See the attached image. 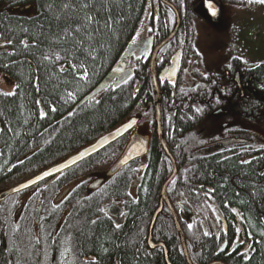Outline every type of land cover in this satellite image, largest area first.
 I'll return each instance as SVG.
<instances>
[{
	"label": "flooded vegetation",
	"instance_id": "obj_1",
	"mask_svg": "<svg viewBox=\"0 0 264 264\" xmlns=\"http://www.w3.org/2000/svg\"><path fill=\"white\" fill-rule=\"evenodd\" d=\"M150 1L151 19L146 37L152 39L153 46L149 53L145 51L140 54L136 51L130 58V65L134 66V75L138 73L139 76L138 86L142 84L146 71L148 79H151L153 53L170 35L176 22L167 7L169 1ZM214 1L219 5L229 4L224 0ZM5 2L6 0H0V19L3 17L4 9L9 12L14 5L27 7L28 15L34 10V4L31 2L17 0V3L8 9ZM193 4L203 6V0H193ZM178 13L181 21L178 30L189 23V35H183L181 45L178 47L177 44H170L171 41L167 42V45L156 53L153 64L159 88L166 95L165 105L161 107L166 148L172 152H180V169L177 168L175 178L180 179L179 189L182 194L178 198L172 196V193L169 194L172 181L167 187V196L179 219L187 255L183 252L167 200L160 199L164 183L158 192L157 188L153 190L152 196L148 191L156 172L153 167L150 169L151 164L149 167L147 158L152 151L154 133L156 138L158 134L156 125L151 120L141 117L137 127L99 152L5 199H0V264H46L42 260V253H47L50 248L49 258L53 255L54 248L59 250L58 252H64L62 248H68L70 249L68 264L95 263L96 256L80 250L83 247L76 246V236L82 233L88 235L90 227L103 224L109 225L119 237L129 235L131 230L136 231L135 257L153 261V264H175L171 260V247L167 245L166 231L171 222L179 242V253L183 259L181 264L248 262L255 252L264 251V211L256 212V218L253 219L240 207V203L231 202L229 196L221 197L217 193V188L224 186V178L210 167L206 173L205 167L206 161L211 162V167L214 168L219 162L236 158L243 162L254 160L255 176L250 178L258 182V185L264 184L263 70L256 69L260 64L252 66L242 56L236 54H232L228 60H223L221 65L208 68L204 62L206 49L199 48L194 41L195 22L199 15L195 12L196 17L191 22L192 20L185 21L186 18L182 14L187 13L186 10ZM16 48L17 46L0 36V98L3 102L15 101L18 105L28 100V106L34 111L32 117L35 120L26 123L30 127H25L24 131L20 132L16 129V122L0 110V194L37 176L78 151L44 166L45 149L42 140L45 136L49 139L54 125L68 117L66 114L60 118L57 108L51 104L48 107L42 104V94L37 80L33 81L32 88L24 85L25 59L18 54ZM177 53L178 73L176 79H173L169 68L173 55ZM166 68L167 79L162 81L159 74ZM66 71L68 68L62 66L60 72ZM140 76L143 78L140 79ZM174 94L180 97L178 102L181 106L180 115L171 106L173 101L170 98ZM76 104L77 102L74 107ZM48 111L55 115L52 116ZM133 115H138V111ZM178 126L180 127L177 129ZM136 133L148 140L147 154L113 173L110 172ZM122 139H126L127 143L123 150H120ZM228 139L238 141L229 144L222 142ZM157 140L160 146V159L167 160L165 161L167 180L172 173V163L163 152L159 138ZM115 151H119V154L114 162L105 169L104 167L101 170L97 169V173L106 170L105 173L92 180L88 179V174L84 170L90 163L97 158L105 161L106 156ZM172 152L170 153L173 156ZM261 156L263 158L257 162ZM174 160L177 166L176 158ZM159 169L161 166L157 168L158 171ZM130 171L134 177L132 180L120 179L125 172ZM146 200L149 202L146 203ZM252 201L257 202L255 199ZM259 202H262V199H259ZM140 208L145 211L139 212ZM77 209L83 212L79 213ZM157 210L159 212L151 227L152 218ZM1 241H5L4 244ZM65 242L67 244H64ZM207 243L210 246L205 248ZM205 253L210 259L204 258ZM113 261L114 264H122L116 257Z\"/></svg>",
	"mask_w": 264,
	"mask_h": 264
},
{
	"label": "trees",
	"instance_id": "obj_2",
	"mask_svg": "<svg viewBox=\"0 0 264 264\" xmlns=\"http://www.w3.org/2000/svg\"><path fill=\"white\" fill-rule=\"evenodd\" d=\"M23 1L34 4L32 14L13 11L14 7L21 6L14 5L17 0H6L7 9L12 5L14 6L9 9V12L4 9L3 17L0 19V36L17 46L18 54L25 59L23 67L24 85L32 88L33 81L37 80L40 94H42V104L45 107L51 104L57 108L60 118L66 114L68 117L54 125L55 128L51 129L52 136L49 139L48 136H45L42 140L45 149L43 154L44 166L53 164L83 148L104 132L113 129L125 118L134 114L139 101L146 102L154 113V93L152 87L146 84V82L148 83L147 71L144 78L140 76V79L143 78V82L140 85L142 92L138 96L132 97L133 85L139 81L138 73H136L120 87L110 86L100 95L74 109L75 103L104 78L122 56L127 46L139 37L140 39L146 37L151 19L147 15V7L151 4L150 0ZM167 1L175 5L178 11L186 10L187 13H182L186 18L185 21L192 20L191 22H193L196 17V13L191 10L193 0ZM224 1L234 3L233 0ZM236 1L235 3H241V1ZM188 24L181 28L170 44H177V47L181 45L180 40L183 35H189ZM62 66L68 68V71L61 73ZM256 69L263 70L264 75V63ZM29 98H31V94ZM0 110L16 122L17 131L23 132L25 127H30L26 123L32 122L34 111L28 106V100H24L18 105L15 101L3 102L0 98ZM48 112L52 116L55 115V113L52 114V111ZM31 117L32 119H30ZM126 143V139L121 140L120 150H123ZM159 147L154 133L152 151L147 158L149 167L151 164L150 169L153 167L156 172L153 181L150 183V190H148L150 196L156 188L157 192L159 191L167 177V164L165 165L167 160L160 159ZM119 151L107 155L105 161H100L98 158L94 162L92 161L84 170L88 174V179L92 180L94 177L105 173L106 170L97 173V169L101 170L103 167L105 169L111 165ZM172 153L173 158L177 160L179 170L180 152ZM261 158L263 156L258 157L257 162ZM194 161L195 159L192 162ZM253 161L243 162L236 158L235 160L219 162L214 168L211 167V162L206 161L205 167L206 173L210 167L224 178L225 184L221 188H217V193L221 197L229 196L231 202L240 203V207L249 213L251 218L255 219L258 212L264 211V184L258 185V182L250 178L255 176ZM260 165L263 164L260 163ZM160 166L161 169L158 171L157 168ZM132 178L134 177L131 176L130 171L125 172L120 179L127 181L132 180ZM170 187L169 194L172 193V196L176 198L181 196L179 177L173 180ZM253 199L258 203L252 201ZM259 199H262V202H259ZM148 202L146 200V203ZM76 211L83 212L78 211V209ZM140 211L144 212L145 209L140 208ZM173 231L175 228L171 222L166 231L167 245L171 247L173 263L181 264L183 259L179 253V242H177L178 239ZM135 233L136 231L131 230L129 235L119 237L110 229L109 225L103 224L90 227L88 235H84V233L80 236L77 235L75 244L77 247H83L80 250L96 256L97 262L90 264H114V257L120 259L122 264H153V261L135 257L134 243L137 238ZM4 242L1 241L2 244ZM209 246L210 244H205V248ZM204 258L210 259L206 253ZM233 264H264V251L255 252L248 262L237 261Z\"/></svg>",
	"mask_w": 264,
	"mask_h": 264
},
{
	"label": "water",
	"instance_id": "obj_3",
	"mask_svg": "<svg viewBox=\"0 0 264 264\" xmlns=\"http://www.w3.org/2000/svg\"><path fill=\"white\" fill-rule=\"evenodd\" d=\"M163 1V0H162ZM166 3V2H165ZM167 5H169L173 11L175 12L176 15V22L174 25V29L171 31V34L163 41L161 42V44L155 49V52L153 53V60H152V64H151V75H152V79L154 82V103H155V114L157 117V126H156V130H157V134L161 144V148H163V150H165V154L168 156V158L171 160L172 163V173L171 175L168 177V179L164 182L162 189H161V194H160V199L163 200H167V204L170 208L169 211H171L172 217H173V221L175 223V227L176 230L179 234L180 240H181V244L183 247V252H185V254L187 255V249H186V244H185V239L183 236V233L181 231V228L179 226V220L177 218V215L175 214V212L173 211V206L170 204L169 200H168V196H167V187L168 185L173 181V178H175L176 174H177V166L175 163L174 158H172L173 156L171 155V153L168 151V149L166 148V144H165V139L163 136V132H162V127H161V122H160V117L161 116V99H160V91H159V87L156 85V72H155V68H154V59L156 57V53L157 51H159L160 48H162L167 42H169L176 34V31L178 30L179 27V15L178 12L176 11V7L173 6L172 4H170L169 2H167ZM209 5H211V7H209ZM148 7H150V4L148 5ZM203 9L206 10V13L209 17L208 20H210L212 23H218L220 22V17H221V13H222V9L221 6L215 2L214 0H203ZM215 9L216 14L213 15L212 14V10ZM13 11H17L20 12L22 14H26L28 12V8L27 7H16L13 9ZM152 39L149 37H144L142 39H140L139 41H137L136 43H132L129 44L126 48V50L124 51V53L122 54V56L119 58V60L112 66V68L109 70V72L104 76V78L90 91L88 92L75 106V108L79 107L80 105L84 104L85 102L95 98L96 96L100 95L105 89H107L110 86H113L114 88H118L120 87L124 82H126L127 80L131 79L134 75V66L130 65V58H131V54H133L136 51H139L140 54L144 53L145 51L147 53H149L151 51L152 48ZM179 62V54H175V56L172 59V65L169 68V72H171V75L173 77V79L177 76L176 73H178V64ZM167 70H163L159 75L162 79H166L167 78ZM176 79V78H175ZM137 88H139L138 86H136ZM141 119L140 115H133L131 117H128V120L120 123L118 126H116V128H114L113 130L107 132L106 134L102 135L101 137H99L98 139H96L93 143L87 145L86 147L80 149L79 151H77L75 154L69 156L68 158L62 160L61 162L51 166L50 168H48L47 170H44L43 172H41L40 174H38L37 176L25 181L24 183L9 189L5 192H3L2 194H0V199H5L6 197L18 192L19 190L25 188V187H29L31 185H33L34 183H37L51 175L57 174L77 163H79L80 161L84 160L85 158L89 157L90 155L99 152L100 150H102L103 148H105L106 146L110 145L111 143L117 141L118 139H121L122 137H124L127 133H129L131 130H133L135 127L138 126V123ZM134 121V123H133ZM132 124V126L129 128L127 127L128 124ZM238 140H234V139H228L225 141H222L224 144H229V143H234L237 142ZM148 140L146 138H144L142 135L136 133L132 139V141L130 142V144L126 147V149H124V153L122 154V156L115 162V164L111 167L110 172H115L116 170H118L120 167L130 163L131 161L141 158L144 155L147 154L148 151ZM160 200V201H161ZM162 203V201H161ZM161 208H159L160 210ZM159 210H157V212L155 213V216L153 218V220L151 221V227L153 226V221L155 220ZM36 220L38 218V213L36 214Z\"/></svg>",
	"mask_w": 264,
	"mask_h": 264
},
{
	"label": "rangeland",
	"instance_id": "obj_4",
	"mask_svg": "<svg viewBox=\"0 0 264 264\" xmlns=\"http://www.w3.org/2000/svg\"><path fill=\"white\" fill-rule=\"evenodd\" d=\"M235 1L233 0L234 3ZM236 2L238 3L220 4L222 13L218 23L208 20L202 5L193 6V10L199 15L195 22L194 41L199 48L206 49L204 62L208 68L221 65L223 60H228L232 54L242 56L252 66L264 63V4L257 0ZM50 249H46L47 253H42L43 262L68 264L70 249L62 248L64 252H58L59 250L54 248V253L49 258Z\"/></svg>",
	"mask_w": 264,
	"mask_h": 264
},
{
	"label": "bare ground",
	"instance_id": "obj_5",
	"mask_svg": "<svg viewBox=\"0 0 264 264\" xmlns=\"http://www.w3.org/2000/svg\"><path fill=\"white\" fill-rule=\"evenodd\" d=\"M193 6H195V4H193L192 5V10H193ZM167 7L170 9V11H171V13H172V15H173V17H174V19L176 20V15H175V12L173 11V9L169 6V5H167ZM151 9H150V7H147V15L148 16H150L151 15ZM178 12V11H177ZM178 15H179V13H178ZM180 16H179V24H180ZM174 29V28H173ZM172 29V30H173ZM178 29H179V27H178ZM171 30V31H172ZM177 31H179V30H177ZM176 31V34H175V36L170 40L171 42H172V40H174V38L176 37V35L178 34V32ZM169 34H171V32L169 33ZM142 39V38H141ZM140 40V37L137 39V40H135L134 42H132V43H136L137 41H139ZM132 43H130V44H132ZM153 44V43H152ZM165 45H167V43L165 44ZM164 45V46H165ZM153 46V45H152ZM163 46V47H164ZM157 48V47H156ZM161 49V48H160ZM158 52V51H157ZM175 56V54L173 55V57ZM173 57H172V59H173ZM178 63V62H177ZM171 65H172V60H171ZM165 70H167V68L165 69ZM150 75H151V73H150ZM156 76V85L159 87V82H158V80H157V75H155ZM159 77H160V75H159ZM160 79L163 81V80H165V79H162L161 77H160ZM167 79V78H166ZM148 81V83L146 82V84H148L150 87H152V90L154 91V82H153V79H152V75H151V79H148L147 80ZM139 84H136V85H133V96L132 97H135V96H138L142 91H141V89H140V86H138ZM136 86H138L139 88H137ZM159 91H160V99H161V107L162 106H164L165 105V99H166V95H165V93L163 94L162 93V91L160 90V88H159ZM154 95V94H153ZM154 97V96H153ZM170 100L171 101H173V105H171L172 107H174L176 110H177V112L179 113V115L181 114V112H180V110H181V106L180 105H178V102H179V100H180V97L178 96V95H176V94H174L173 96H172V98H170ZM142 104H143V106H142ZM137 111H138V115H140L141 117H143L145 120L146 119H148V120H151L156 126H157V117H155L156 116V114L155 113H153L151 110H150V108L148 107V105L146 104V102H138L137 103V109H136ZM136 110H134V113H136ZM131 116H133V114L132 115H130L129 117H131ZM162 116V115H161ZM161 116H159L160 117V122H161V127H162V132H163V136H164V131H163V128L165 127V125H163V118L161 117ZM126 120H128V117L127 118H125L122 122H124V121H126ZM165 122V121H164ZM155 126V127H156ZM180 126H178L177 127V129L179 128ZM180 133L181 132H179L178 133V135H180ZM164 139H165V136H164ZM165 144H166V147H167V142H166V140H165ZM169 152H172V151H170V150H168ZM163 152H165V150H163ZM153 218H154V216H153ZM153 218H152V220H153ZM178 218V217H177ZM179 220V219H178Z\"/></svg>",
	"mask_w": 264,
	"mask_h": 264
},
{
	"label": "snow or ice",
	"instance_id": "obj_6",
	"mask_svg": "<svg viewBox=\"0 0 264 264\" xmlns=\"http://www.w3.org/2000/svg\"><path fill=\"white\" fill-rule=\"evenodd\" d=\"M250 2H251V0H250ZM257 2H259V3H261V4H264V0H257ZM209 7H211V5H209ZM212 14H213V15L216 14L215 9L212 10ZM8 94L10 95L11 93H8ZM197 111H199V109H197ZM133 123H134V121H133ZM131 126H132L131 123L127 125V127H129V128H130ZM189 227H191V226H189Z\"/></svg>",
	"mask_w": 264,
	"mask_h": 264
}]
</instances>
